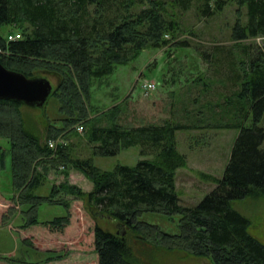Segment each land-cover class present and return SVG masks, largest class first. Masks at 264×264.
Returning <instances> with one entry per match:
<instances>
[{
	"label": "trees",
	"instance_id": "1",
	"mask_svg": "<svg viewBox=\"0 0 264 264\" xmlns=\"http://www.w3.org/2000/svg\"><path fill=\"white\" fill-rule=\"evenodd\" d=\"M228 2L245 17L231 27V44L206 46L178 37L184 11L194 7L199 16L209 17ZM10 33L20 38L10 40ZM255 38L261 42H248ZM190 47L195 55L188 63L181 58ZM148 49H163L170 58L158 81L140 72L139 86L150 92L143 86L148 80L167 90L168 115L158 122L127 125L120 121L119 103L95 111L89 101L93 85L100 87L117 65ZM0 62L29 77H57L51 96L61 125L47 122L44 139L26 128L22 103L0 99V138L7 140L0 144V170L6 169L9 155L17 192L0 194L7 202L0 225L19 215L15 227L26 233L19 236L22 246L45 253L46 261L66 258L68 253L56 252L61 248L37 243L47 234L66 239L83 255L92 253L96 264H144L134 252L136 242L207 257L212 264H264V242L250 231V218L232 205L247 196L264 198V127L259 124L264 115V0H0ZM78 123L92 155L112 156L136 145L141 157L134 165L103 170L92 156H70L57 136ZM202 129L238 133L223 174L213 177L215 186L187 206L176 190L177 169L186 163L176 132ZM67 162L92 188L84 191L64 180L47 193L38 192L47 167ZM58 192L72 197L56 196ZM42 203L62 205L65 213L41 220ZM143 212L178 214L179 231L168 233L141 220Z\"/></svg>",
	"mask_w": 264,
	"mask_h": 264
},
{
	"label": "rangeland",
	"instance_id": "2",
	"mask_svg": "<svg viewBox=\"0 0 264 264\" xmlns=\"http://www.w3.org/2000/svg\"><path fill=\"white\" fill-rule=\"evenodd\" d=\"M238 9L239 7L234 2H228L222 10L213 15L201 17L192 7L182 13L177 35L179 38H189L191 44L197 42L200 45L208 46L216 42L229 45L231 44V27L235 20L238 17L242 21L245 20L243 13L241 15V9L240 11ZM251 41L261 42L259 38L248 40V42ZM174 51L179 53L177 49ZM186 51L184 59L181 54L179 55L182 56V61L190 63L192 55H195V50L190 47ZM166 53L163 49L143 50L136 59L128 64L117 65L113 73L103 79L100 87L93 85L89 98L93 104V109L101 111L119 103L121 108L120 121L127 125L158 122L168 115L167 102L170 98L167 90L156 86L150 92H144L138 82V79L142 78L140 72H142L143 77L158 81L163 65L170 58ZM188 63L187 68L190 66ZM198 64L202 68L205 66L201 61ZM46 77L52 85L57 84L56 76L49 74ZM20 113L24 118L26 128L41 139L48 135L46 124L61 125L59 120L61 115L54 96H51L42 108L22 105L20 106ZM90 116L91 118L95 117L93 113ZM80 123L78 124L81 125L83 122ZM259 124L264 127V115ZM237 133V129H202L176 132L177 149L186 154V163L177 169L175 181L181 204L195 205L215 186L213 177L218 178L223 174L231 145ZM57 140L61 141L62 147H65L64 149L70 156L74 158L92 156L93 163L103 170L112 169L117 164L134 165L137 159L141 157L139 146L136 145L123 149L112 156L92 155L84 128L69 129L65 135L59 134ZM6 141V139L0 138L1 145H6ZM6 164V169L0 170V194L6 196L14 194L16 196L17 192L12 186L9 169V155L6 158ZM42 166L38 167V170L43 173ZM47 168L48 171L43 174L44 184L37 189L38 192L47 193L46 191L50 186L57 187L64 180L79 186L84 191L92 188V182L81 171L72 167L69 162L66 165L57 163ZM58 194L56 196L66 199L72 197L70 194L66 195L59 192ZM232 205L236 210L250 218V231L264 242V198L247 196L233 201ZM6 206L7 202L0 196V218L3 217L2 214L6 215ZM64 213L65 208L59 204L42 203L38 207V218L41 220L51 219ZM17 216L9 224L0 225V264H96L92 253L83 255L81 252L75 251L72 245L66 242V239L41 234L43 239H36L39 245L53 246L51 249L61 248V251H56L58 254L68 253L64 259L46 261L47 255L45 253H37L31 248L21 245L19 236L26 233L24 231L18 233L15 225L21 222V218L19 215ZM139 218L157 224L168 233L179 231L178 214L168 216L157 212H143ZM56 252L52 253V256H56ZM134 252L140 254V261L144 264H212L207 257L187 255L176 250L166 251L161 247L157 249L153 245L147 246L139 242L135 243ZM9 258H14V261L17 262H10Z\"/></svg>",
	"mask_w": 264,
	"mask_h": 264
},
{
	"label": "water",
	"instance_id": "3",
	"mask_svg": "<svg viewBox=\"0 0 264 264\" xmlns=\"http://www.w3.org/2000/svg\"><path fill=\"white\" fill-rule=\"evenodd\" d=\"M46 76H26L0 62V99L14 100L32 108H42L52 93Z\"/></svg>",
	"mask_w": 264,
	"mask_h": 264
},
{
	"label": "built area",
	"instance_id": "4",
	"mask_svg": "<svg viewBox=\"0 0 264 264\" xmlns=\"http://www.w3.org/2000/svg\"><path fill=\"white\" fill-rule=\"evenodd\" d=\"M7 37H8V39H10V40H12V39H17V38H20V34H19V33H10V34H8ZM143 86H144V88H146V89H148V90H151L152 88H154V84H153V82L148 81V80H145V81L143 82ZM77 128H78V129H81L82 126H81V125H78Z\"/></svg>",
	"mask_w": 264,
	"mask_h": 264
},
{
	"label": "bare ground",
	"instance_id": "5",
	"mask_svg": "<svg viewBox=\"0 0 264 264\" xmlns=\"http://www.w3.org/2000/svg\"><path fill=\"white\" fill-rule=\"evenodd\" d=\"M61 136H63L62 134H60Z\"/></svg>",
	"mask_w": 264,
	"mask_h": 264
}]
</instances>
